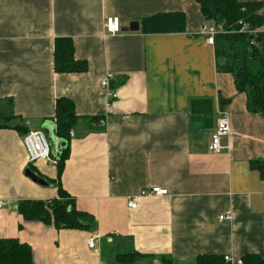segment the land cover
Returning <instances> with one entry per match:
<instances>
[{"label": "crops", "instance_id": "0c3cea01", "mask_svg": "<svg viewBox=\"0 0 264 264\" xmlns=\"http://www.w3.org/2000/svg\"><path fill=\"white\" fill-rule=\"evenodd\" d=\"M178 12L185 33L141 32L144 19ZM110 17L121 21L117 35L106 31ZM136 23L139 32L127 31ZM206 25L192 0H0V115L8 126L0 131V200L7 203L0 239L29 245L34 264H115L116 254L132 249L174 264L202 255L264 259V181L252 168L264 161V117L249 112L234 76L218 70ZM58 38L73 40L87 72H55ZM108 73L116 76L114 101L101 88ZM62 98L80 120L60 185L88 215L85 230L26 222L18 210L26 200L59 198L57 164L32 165L49 187L26 176L23 140L37 130L59 141ZM204 99L214 101L215 124L219 111L230 116L231 135L217 154L209 149L214 130L192 129L191 102ZM151 187L169 194L138 198L130 209L129 200ZM92 236L102 237L97 253L88 247Z\"/></svg>", "mask_w": 264, "mask_h": 264}, {"label": "trees", "instance_id": "16d2710c", "mask_svg": "<svg viewBox=\"0 0 264 264\" xmlns=\"http://www.w3.org/2000/svg\"><path fill=\"white\" fill-rule=\"evenodd\" d=\"M200 5L206 23L223 26L228 34L215 37L218 70L234 76L236 88L247 95L250 113L264 117V19L259 13L262 5L255 0H192ZM141 32L151 34H182L186 32V16L183 12L157 14L141 23ZM223 61V62H222ZM55 72L58 74L85 73V61L75 58L73 40L58 38L54 52ZM226 101L221 100L222 107ZM74 103L66 98L57 100L55 109L56 135L64 144L57 158L58 199L49 201L26 200L18 210L26 222H40L56 229H88V215L78 211L74 199L61 187L60 178L69 158L71 133L79 123ZM0 122V131L7 128ZM33 170L32 165H29ZM252 168L260 173L264 181V161H254ZM49 181V180H48ZM116 237V236H112ZM174 264L169 258L145 255L132 249L114 256L115 264ZM243 264H264V259L248 254ZM31 247L16 239H0V264H34ZM195 264H227L223 256L202 255Z\"/></svg>", "mask_w": 264, "mask_h": 264}, {"label": "built area", "instance_id": "2783aa9c", "mask_svg": "<svg viewBox=\"0 0 264 264\" xmlns=\"http://www.w3.org/2000/svg\"><path fill=\"white\" fill-rule=\"evenodd\" d=\"M262 5L260 15H264V0H255ZM121 21L117 17H110L106 19V31L110 35H117L121 32ZM203 33L208 37V44L214 46L215 37L218 35H225L229 32L221 25H206L203 28ZM116 80V76L112 73H108L101 81V88L107 95L108 100L114 101L118 98V94L112 88V83ZM231 135V121L230 116L226 112L219 111V118L216 121L214 134L212 136V142L209 147L212 153H220L224 149L222 146V139ZM73 136V133H71ZM23 145L26 151L27 161L29 165H35L38 161L44 160L53 165L57 164L56 160H53L51 155V148L49 141L45 133L42 131L33 130L30 131L23 140ZM169 191L159 187H151L143 190L138 196L131 198L128 202L130 209H137V199L145 197H165L168 196ZM7 206L4 200H0V210H3ZM221 221L232 220V216H222ZM101 236H92L88 241V247L93 252L100 251ZM227 264H243L242 260L233 261L229 257L224 258ZM105 264V263H102Z\"/></svg>", "mask_w": 264, "mask_h": 264}, {"label": "water", "instance_id": "95a60500", "mask_svg": "<svg viewBox=\"0 0 264 264\" xmlns=\"http://www.w3.org/2000/svg\"><path fill=\"white\" fill-rule=\"evenodd\" d=\"M131 32H139L140 25L133 24L130 26L129 30ZM191 121H192V129L195 131L205 130L212 131L214 129L215 119H214V101L211 99L204 100H193L191 102ZM96 126H103V124L95 123ZM48 140L50 143L51 151L55 149L57 151H61L64 144L61 140L57 143L54 142L53 138L49 135ZM26 176L35 184L42 187H49L50 184L46 179L41 177L38 173L34 172L32 169H28L26 171Z\"/></svg>", "mask_w": 264, "mask_h": 264}, {"label": "rangeland", "instance_id": "374dc122", "mask_svg": "<svg viewBox=\"0 0 264 264\" xmlns=\"http://www.w3.org/2000/svg\"><path fill=\"white\" fill-rule=\"evenodd\" d=\"M223 62V61H222ZM7 119V117L5 118V116L0 115V122H4V120Z\"/></svg>", "mask_w": 264, "mask_h": 264}, {"label": "bare ground", "instance_id": "6f19581e", "mask_svg": "<svg viewBox=\"0 0 264 264\" xmlns=\"http://www.w3.org/2000/svg\"><path fill=\"white\" fill-rule=\"evenodd\" d=\"M214 130V129H213ZM50 145V144H49ZM53 160H55V159H53ZM57 161V160H56Z\"/></svg>", "mask_w": 264, "mask_h": 264}]
</instances>
